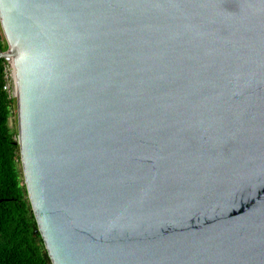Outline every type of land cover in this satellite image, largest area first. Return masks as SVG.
I'll use <instances>...</instances> for the list:
<instances>
[{
    "label": "water",
    "instance_id": "water-1",
    "mask_svg": "<svg viewBox=\"0 0 264 264\" xmlns=\"http://www.w3.org/2000/svg\"><path fill=\"white\" fill-rule=\"evenodd\" d=\"M0 24L52 264H264V0H0Z\"/></svg>",
    "mask_w": 264,
    "mask_h": 264
},
{
    "label": "trees",
    "instance_id": "trees-1",
    "mask_svg": "<svg viewBox=\"0 0 264 264\" xmlns=\"http://www.w3.org/2000/svg\"><path fill=\"white\" fill-rule=\"evenodd\" d=\"M6 48L0 24V51ZM8 66L0 58V264H52L27 196L17 126L10 125L16 98L4 89Z\"/></svg>",
    "mask_w": 264,
    "mask_h": 264
},
{
    "label": "built area",
    "instance_id": "built-area-1",
    "mask_svg": "<svg viewBox=\"0 0 264 264\" xmlns=\"http://www.w3.org/2000/svg\"><path fill=\"white\" fill-rule=\"evenodd\" d=\"M7 74H6V84L4 86V89H6L12 96L14 93V73H13V68L9 64L7 67Z\"/></svg>",
    "mask_w": 264,
    "mask_h": 264
},
{
    "label": "rangeland",
    "instance_id": "rangeland-1",
    "mask_svg": "<svg viewBox=\"0 0 264 264\" xmlns=\"http://www.w3.org/2000/svg\"><path fill=\"white\" fill-rule=\"evenodd\" d=\"M10 125H11V127H12L13 129L16 128V126H17L16 116L13 117V118L10 120Z\"/></svg>",
    "mask_w": 264,
    "mask_h": 264
}]
</instances>
